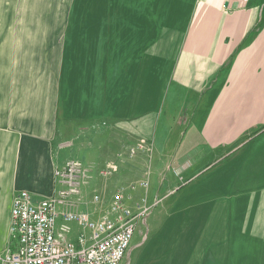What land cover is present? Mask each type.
Listing matches in <instances>:
<instances>
[{"label": "crops", "instance_id": "crops-1", "mask_svg": "<svg viewBox=\"0 0 264 264\" xmlns=\"http://www.w3.org/2000/svg\"><path fill=\"white\" fill-rule=\"evenodd\" d=\"M20 1L0 0V258L11 243L15 195L26 190L36 201L50 197L55 170L68 160L57 140L50 69L42 80L23 78L34 75L40 53L51 57L52 27L61 22L20 17ZM36 26L44 34L28 29ZM176 45L178 51L168 50ZM159 47L173 61L163 97L181 104L169 109L167 101L156 102L121 123L114 143L126 148L144 138L151 144L149 154L140 151L128 162V177L150 163L149 199L171 203L181 196L168 192L192 187L226 159H243L248 150L252 160L236 168L239 191L227 190L233 175L225 177L224 192L205 189L209 193L193 201L206 206L192 229L185 226L189 210L173 211L174 225L154 227L153 240L132 250L128 264H264V194L247 196V187H264V0H197L182 35L167 29ZM144 194L136 191V197ZM83 209L91 213L86 204Z\"/></svg>", "mask_w": 264, "mask_h": 264}, {"label": "rangeland", "instance_id": "rangeland-1", "mask_svg": "<svg viewBox=\"0 0 264 264\" xmlns=\"http://www.w3.org/2000/svg\"><path fill=\"white\" fill-rule=\"evenodd\" d=\"M196 1L21 0L20 4L16 3L18 1L15 2L16 7L20 6V17L27 14L31 19L51 18L53 22H61V26L52 27L51 57H48L47 52L44 53V57L43 53H40V56L35 58L38 64L37 70L33 71L34 75L26 74L23 78L27 77L29 82H35L47 76H44V71L47 72L49 69L51 71L55 89L53 103L57 109V140L59 148L64 149L68 157V160L56 169H62L70 160H76L96 169V173L99 172L95 178L88 180L89 183L85 185L81 195L71 198L72 203L85 200L79 208L86 204L91 213L75 207H72L71 211L89 215L93 220H100L111 212L116 194H122L123 206L134 214L132 241L126 260L121 264H128L132 250L153 240L151 232L154 227L174 225L173 211L185 213L189 210L185 226L192 229L193 226L190 224L197 221L199 218L197 213L206 206L193 201L199 198L198 196L208 194L205 189L209 190L210 187L213 193L216 191L219 193L220 190L224 192L223 185L227 175H233L227 190L235 194L241 189L236 187L238 173L236 168L242 161L252 160L251 153L247 150V155L243 159L233 156L232 159H226L224 164H219L209 172L205 171L192 187L181 185L174 189L173 193L168 192L170 195L179 194L180 201L162 203V199L156 196L152 202L147 194L151 185L150 163L146 162L141 175L129 178L126 171L128 162L141 150L133 157L128 153L123 156V151L129 146L123 148L121 143L113 142L114 134H121L122 122L146 110H153L156 102L167 101L163 96L164 90L168 88L165 85H172L173 61L161 55L159 41L167 29L182 35L193 14ZM28 29L33 34H44L42 27ZM168 50L176 52L178 47L176 45ZM32 62L33 59H30L29 64ZM39 66L41 68L45 66V69H40ZM28 71L32 73L31 70ZM168 93L172 94L171 91ZM179 104L181 100L177 98L165 102L169 109L172 107L174 109ZM176 111L179 110L176 108ZM142 143L145 152L149 154L151 144L146 139L140 138L134 145ZM150 157L152 156H146L148 160ZM111 162H116L118 169L113 170L111 175L104 176L100 171ZM54 178L56 181L55 174ZM142 189L145 194L136 197V191ZM247 191V196L259 197L264 194V187L257 184L247 187ZM95 196L98 199L93 201ZM199 222L204 225L206 219L200 218ZM75 225L77 227L78 224H73L74 229Z\"/></svg>", "mask_w": 264, "mask_h": 264}, {"label": "built area", "instance_id": "built-area-1", "mask_svg": "<svg viewBox=\"0 0 264 264\" xmlns=\"http://www.w3.org/2000/svg\"><path fill=\"white\" fill-rule=\"evenodd\" d=\"M143 146H129L123 156L133 157L145 150ZM117 169L116 162H111L100 172L109 176ZM98 173L83 162L70 160L56 169L50 197L36 201L29 191H20L12 206L11 243L1 264H121L134 233V214L123 206L122 194H116L111 212L100 220L71 211L72 207L80 210L85 201L72 203L71 198L81 195L88 180ZM73 224L79 226L76 232Z\"/></svg>", "mask_w": 264, "mask_h": 264}]
</instances>
